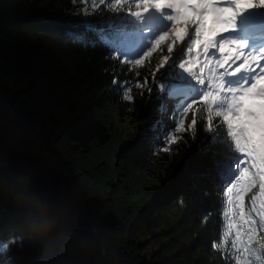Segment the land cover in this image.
<instances>
[{
    "label": "trees",
    "instance_id": "obj_1",
    "mask_svg": "<svg viewBox=\"0 0 264 264\" xmlns=\"http://www.w3.org/2000/svg\"><path fill=\"white\" fill-rule=\"evenodd\" d=\"M114 3L0 0V140L14 138L0 153V264H237L234 231L222 242L240 154L206 109L195 133L159 140L175 118L151 79L166 45L142 67L122 63L113 53L131 59L121 41L144 25Z\"/></svg>",
    "mask_w": 264,
    "mask_h": 264
},
{
    "label": "snow or ice",
    "instance_id": "obj_2",
    "mask_svg": "<svg viewBox=\"0 0 264 264\" xmlns=\"http://www.w3.org/2000/svg\"><path fill=\"white\" fill-rule=\"evenodd\" d=\"M111 8L137 19L155 11L170 23V30L160 35L150 50L139 57L130 59L113 53L122 63L130 64L133 68L142 67L161 41L168 39V55L156 65L151 77L162 93L163 88L155 83L156 73L170 63L174 47L180 43L185 44L189 54L195 51V58L185 60L180 67L201 87L207 84L208 91L184 108L175 120L173 132L182 133L191 129L195 133L197 115L201 109H206L209 130L216 118L226 125L227 134L245 166L235 183L227 188L226 215L231 218L222 243L228 245V236L234 231L231 245L237 264H264L255 247L258 232L264 235V48L253 51L249 42L238 39L241 22L251 17L252 12L260 13L264 19V0H135L134 8L132 0H115ZM189 40L190 46L186 44ZM121 43L131 46L134 42L125 40ZM216 54L218 58L213 60L211 57ZM135 75L138 77L139 73ZM230 80L237 83L229 86ZM148 83L149 79L145 77L143 80L137 79L135 86L142 88ZM113 84H117L115 79ZM119 90L124 100L134 101L130 86H119ZM148 91L151 93L153 88L149 87ZM222 101L227 104L226 110L217 109ZM190 113L192 120L186 124ZM166 140L174 143L177 136L172 133ZM164 151H168V148L165 147ZM253 189L258 191L251 196V206L246 216L244 194ZM254 217H258V222ZM213 246L221 245L214 242Z\"/></svg>",
    "mask_w": 264,
    "mask_h": 264
},
{
    "label": "rangeland",
    "instance_id": "obj_3",
    "mask_svg": "<svg viewBox=\"0 0 264 264\" xmlns=\"http://www.w3.org/2000/svg\"><path fill=\"white\" fill-rule=\"evenodd\" d=\"M251 15H252L251 17H247L245 18L244 21L241 22V30H240L238 39L247 41V38L249 37L251 41L252 40L255 41V39L257 41H260V39L264 38L262 37V35H264V19H262L260 15L257 14V12H252ZM130 17L131 19H134L135 21L140 22L141 24L144 25L141 29L137 31V33H135L134 35L128 34L127 38L124 39V41L131 40L134 42L131 46H124V47L127 49L128 52L134 49L135 54L131 59H135L139 57L144 51L148 50L151 47L152 43H154L155 40L158 39L160 35L169 31L171 25L167 20L164 19L162 15L157 14L155 11L149 13L147 16L141 19H137L133 16H130ZM162 42L166 45L167 54L159 56L157 59V64L164 58V56L168 55L167 49H168V45L170 41L168 39H165L161 41V43ZM186 44L190 46V40L186 41ZM175 47H177L178 56L177 54L171 53L170 63L166 65L165 67L161 68L160 71L156 73V75L163 74L165 70L171 66V71L165 78L166 79L165 82H162L160 84V86L163 88V93L158 88V90L160 91V98L163 103L164 111L165 112L171 111L172 113H174V116H175V118L173 117L170 126L167 125V127H165V125L162 124L158 130L159 131L158 133H160L158 134L159 140L162 141V143L165 145H172V144H176L179 142V140L182 138V135L181 133L173 132L176 127L175 120L180 117L184 108H186L189 104L201 98V96L193 95L190 92L189 85L186 81H189L191 76L187 72H185L183 68L180 67V65L185 60L189 58H193V59L195 58V51L192 54H189L187 52V47L185 46V44L178 43ZM260 47L264 48L263 46H260ZM211 58L213 60L217 59L218 54L213 55ZM154 71L155 69L153 68L152 72ZM207 87L208 85H205V87H202L200 94L202 95L205 94L208 91ZM142 88L135 86L134 89L136 91L137 89L142 90ZM217 109L226 110L227 104L222 101L220 104L217 105ZM189 115L186 118V124H187ZM172 133L177 136V141L174 143H169L166 139H168ZM13 140H14L13 137H8L7 139L0 140V153H2L3 149H6L11 143H13L14 142ZM240 164H241V168L237 173L233 175L231 184L235 183V181L239 178V174L242 168L245 166L241 162V159H240ZM246 197L247 196L245 193L244 194V206L246 202Z\"/></svg>",
    "mask_w": 264,
    "mask_h": 264
},
{
    "label": "bare ground",
    "instance_id": "obj_4",
    "mask_svg": "<svg viewBox=\"0 0 264 264\" xmlns=\"http://www.w3.org/2000/svg\"><path fill=\"white\" fill-rule=\"evenodd\" d=\"M253 46H256V47H258V46H259V44H258V43H256V42H253V43H252V47H253ZM256 47H255V48H256Z\"/></svg>",
    "mask_w": 264,
    "mask_h": 264
}]
</instances>
